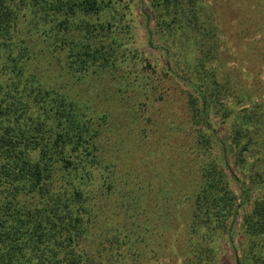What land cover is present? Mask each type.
Instances as JSON below:
<instances>
[{"label":"trees","instance_id":"1","mask_svg":"<svg viewBox=\"0 0 264 264\" xmlns=\"http://www.w3.org/2000/svg\"><path fill=\"white\" fill-rule=\"evenodd\" d=\"M145 1L185 116L149 117L150 133L136 103L105 100L144 93L110 1L0 0V264H264V23L230 17L262 0ZM164 93L150 101L164 108ZM210 110L232 148L222 163Z\"/></svg>","mask_w":264,"mask_h":264},{"label":"rangeland","instance_id":"2","mask_svg":"<svg viewBox=\"0 0 264 264\" xmlns=\"http://www.w3.org/2000/svg\"><path fill=\"white\" fill-rule=\"evenodd\" d=\"M108 1H110L109 5L112 6L114 10H117V12L119 13H123V16H124L123 20L125 21L126 26H128L129 34H131L128 37V40L129 39L132 40V42H130L128 47H131L132 49L134 48L137 51V56L142 57V59L146 58V60L149 62V66L144 65V61L142 59L138 60V62H136V65L134 66L137 72L133 73L132 75V77L137 76L136 79L142 80L140 81V84L141 83L143 84L142 89H144V93H142V91L138 89L137 93H135L134 95H133V92L127 91L124 93L121 92L120 93L121 96H120V95H117V93L114 92V89H113V92L115 95H113V92H111L110 94L111 96L105 99L104 96L109 95V94L98 93L97 92L98 87L96 85V82L94 81V82H91V84H89L88 87L86 86L88 91H90L89 96L91 97V101H94V103H99V101H102L103 99H105L108 103L112 105V109H114L115 111H116V107L114 105L115 101L117 100L123 101L127 105H130L133 101V103H136V106L139 107V112L137 116L138 121L140 122L139 125L145 126L146 131L149 133L152 132V130L150 129L152 126L149 127V124H147V119H149V117H151L152 119L151 124H153L152 121L163 122L164 124H166V127L169 122L176 124V120L170 117L169 110L173 109L175 111L174 113H179L180 114L179 116L185 118V116L181 115L180 113L181 105H182L180 101L182 100L180 97L177 99V101L173 99L174 90L175 91L177 90L175 88L176 82L173 79H166V78L160 77V73L162 71L161 69H163L162 65L164 62V55L161 52V49L157 46L159 45L158 44L159 41L155 40V38L152 37L151 38L152 41L148 42L147 29L151 28L152 22H149L144 17V14H143V10H145V7H146L145 6L146 1L145 0H108ZM253 2H254L253 0H249L247 2L249 7L250 6L253 7L257 5V1L255 3ZM241 5L242 4H239V3L234 5L236 9L232 10V15L230 16L232 20L234 21L246 20L247 22L264 23V0L259 1V7L257 6V8L252 10L247 16L243 15V13H248V10H244L247 5H245L244 9H237ZM218 10H219V5L217 6V11ZM218 13H220V11ZM225 32H227L226 29H225ZM253 33H254V30H252V34ZM253 37L257 39L259 36L258 34L255 33L253 34ZM261 60H263V57L256 59V61H259V62ZM260 65H261L259 67L260 68V78L264 80V60H263V63ZM84 85H81V88ZM111 86L113 88L114 86L113 83L111 84ZM263 86H264V83H263ZM103 87L106 88V86H103ZM184 87L186 88V86ZM162 90H165L164 95H167L168 97L164 108L162 105H157L156 101H150L153 97L158 96L157 93ZM95 93L97 94V97L94 98L93 96L95 95ZM147 96H148V99L145 98ZM143 102H145L144 105H143ZM150 102H152V104H150ZM235 107L236 108L240 107V105H235ZM110 117L113 118L115 121H118V117L114 113H110ZM208 119L210 120L211 125L214 128H216L215 129L216 133L219 134V137L222 139L220 143L218 144L214 143L215 147L213 146V150H212V152L217 153L218 160H220V163H222V160L225 159V157H227L228 159V157L232 153V148L228 144L225 137L223 136L224 134L222 133V130L218 124V118L215 115H213L212 110L208 112ZM183 134L184 133L181 130L180 135H183ZM131 135L133 134L127 133V136H129L130 139H132ZM154 135L161 136L162 133L161 131H159L158 133H154ZM159 138L162 139V137H159ZM178 146L181 150L180 154L184 156H182L180 160H177L174 163L175 165H178L177 166L178 170H180V168H183L181 170L180 175L184 176V179L186 178L188 179V176L191 175V171H190L191 169L187 167L186 155L184 153L187 151V148H185L183 142L180 143ZM248 158L249 157H247V159ZM238 178L244 179V177H241V176H238ZM238 181L235 183L231 181L230 186H231V190L233 194L240 196V186H239L240 184ZM178 211H181V209ZM177 214H180V212H178ZM221 242L224 243V240L222 239ZM224 247L226 248L225 245ZM219 260L222 263L231 262V257L227 249H224L220 252Z\"/></svg>","mask_w":264,"mask_h":264}]
</instances>
